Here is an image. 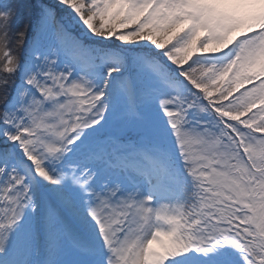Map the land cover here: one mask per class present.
<instances>
[{
  "label": "snow or ice",
  "instance_id": "6c2138e0",
  "mask_svg": "<svg viewBox=\"0 0 264 264\" xmlns=\"http://www.w3.org/2000/svg\"><path fill=\"white\" fill-rule=\"evenodd\" d=\"M0 264H264V0H0Z\"/></svg>",
  "mask_w": 264,
  "mask_h": 264
},
{
  "label": "trees",
  "instance_id": "16d2710c",
  "mask_svg": "<svg viewBox=\"0 0 264 264\" xmlns=\"http://www.w3.org/2000/svg\"><path fill=\"white\" fill-rule=\"evenodd\" d=\"M18 21H19L21 28H23L28 23L27 17H23V18L20 17V18H18Z\"/></svg>",
  "mask_w": 264,
  "mask_h": 264
},
{
  "label": "rangeland",
  "instance_id": "374dc122",
  "mask_svg": "<svg viewBox=\"0 0 264 264\" xmlns=\"http://www.w3.org/2000/svg\"><path fill=\"white\" fill-rule=\"evenodd\" d=\"M23 18V17H27V19H28V15H27V9L26 8H21V14H20V16H19V18ZM98 23V22H97Z\"/></svg>",
  "mask_w": 264,
  "mask_h": 264
}]
</instances>
